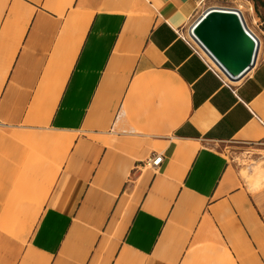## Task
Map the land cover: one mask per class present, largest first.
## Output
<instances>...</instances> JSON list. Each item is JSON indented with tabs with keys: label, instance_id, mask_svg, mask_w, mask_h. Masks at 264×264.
Returning a JSON list of instances; mask_svg holds the SVG:
<instances>
[{
	"label": "crops",
	"instance_id": "crops-1",
	"mask_svg": "<svg viewBox=\"0 0 264 264\" xmlns=\"http://www.w3.org/2000/svg\"><path fill=\"white\" fill-rule=\"evenodd\" d=\"M248 2L257 60L228 83L187 42L202 0H0V127L64 149L0 264H264V187L249 190L224 149L264 143V14ZM155 146L164 161L146 171ZM225 199V244L212 228V252H190Z\"/></svg>",
	"mask_w": 264,
	"mask_h": 264
},
{
	"label": "rangeland",
	"instance_id": "rangeland-1",
	"mask_svg": "<svg viewBox=\"0 0 264 264\" xmlns=\"http://www.w3.org/2000/svg\"><path fill=\"white\" fill-rule=\"evenodd\" d=\"M248 0H202L203 6L214 4L235 6ZM255 10L264 14L262 2L252 0ZM247 15L245 11L244 16ZM245 16V18L247 17ZM37 130L21 128L0 127V246L6 236L29 235L37 222L39 215L46 204L48 193L56 182L59 172V164L52 159L53 156H62L64 149L52 147L51 144L38 139L34 133ZM20 133H31L19 137ZM42 133H52L42 131ZM114 138V136H111ZM5 140V141H4ZM154 152H162V148L155 146ZM229 155L231 171L241 180H245L248 189L260 190L264 187V182L258 186L255 184V172L261 164H264V143L260 148L246 147H225ZM63 152V153H62ZM150 153L146 154L148 158ZM145 158V157H144ZM145 158V160H146ZM146 171H154V168L145 165ZM22 176V177H21ZM5 177V178H4ZM18 178V179H17ZM219 204L220 210L212 212L209 209L205 219L209 220L206 224V234L200 240H194L190 252H212V244H218L219 240L225 244L223 237H229V233L222 234L218 231L220 223L228 225L237 216L232 210L230 201L224 200ZM236 204L237 201H231ZM220 224V225H221ZM203 227V226H202ZM212 228L218 233L220 239H216L212 234ZM227 230V229H226ZM228 241V239H226ZM226 247V246H225ZM195 264V262H193Z\"/></svg>",
	"mask_w": 264,
	"mask_h": 264
},
{
	"label": "water",
	"instance_id": "water-1",
	"mask_svg": "<svg viewBox=\"0 0 264 264\" xmlns=\"http://www.w3.org/2000/svg\"><path fill=\"white\" fill-rule=\"evenodd\" d=\"M190 35L233 81L256 63L259 39L236 7H207L192 24Z\"/></svg>",
	"mask_w": 264,
	"mask_h": 264
},
{
	"label": "built area",
	"instance_id": "built-area-1",
	"mask_svg": "<svg viewBox=\"0 0 264 264\" xmlns=\"http://www.w3.org/2000/svg\"><path fill=\"white\" fill-rule=\"evenodd\" d=\"M251 31V30H250ZM252 32V31H251ZM253 33V32H252ZM257 36V35H256ZM258 37V36H257ZM188 40H187V42L190 44V45H192V46H195L196 48V50L198 51V52H200L204 57H206V58H208V54L205 52V50L204 49H202L198 44H197V42L195 41V39L190 35V31H189V34H188ZM258 39H259V37H258ZM259 41H260V39H259ZM210 57V56H209ZM212 59V58H211ZM209 60V59H208ZM213 60V59H212ZM209 62L211 63V65H212V70L217 74V75H219V76H222V77H224V79L225 80H227V82L228 83H233L234 81L233 80H231V79H229L226 75H225V73L223 72V70L215 63V61H214V63L213 62H211L210 60H209ZM164 154L162 153V152H154L152 155H150L148 158H147V160L145 161V165H149L150 167H152V168H159L161 165H162V163H163V161H164Z\"/></svg>",
	"mask_w": 264,
	"mask_h": 264
},
{
	"label": "bare ground",
	"instance_id": "bare-ground-1",
	"mask_svg": "<svg viewBox=\"0 0 264 264\" xmlns=\"http://www.w3.org/2000/svg\"><path fill=\"white\" fill-rule=\"evenodd\" d=\"M249 3L248 1L247 2H243V3H239L238 5V9L241 11L242 15H244L245 11H253L252 9V5L250 4H247ZM248 5V9L246 8ZM211 6H219V7H229V6H226V5H219V4H214V5H211ZM250 28V27H249ZM250 30L254 33V31L250 28ZM208 59L214 63V61L211 59V57L208 56ZM215 64V63H214ZM49 140H51L53 143L55 144H70L72 142V138L71 137H65V136H62V135H58V136H55V137H50L48 138ZM264 157V155H263ZM264 182V164H261L258 169L256 170L255 172V184L256 186H258L260 183Z\"/></svg>",
	"mask_w": 264,
	"mask_h": 264
},
{
	"label": "trees",
	"instance_id": "trees-1",
	"mask_svg": "<svg viewBox=\"0 0 264 264\" xmlns=\"http://www.w3.org/2000/svg\"><path fill=\"white\" fill-rule=\"evenodd\" d=\"M257 1H260V2H262V4L264 5V1H263V0H257Z\"/></svg>",
	"mask_w": 264,
	"mask_h": 264
}]
</instances>
